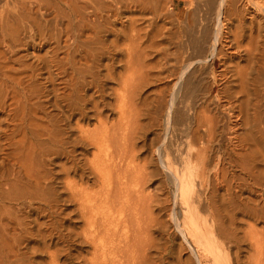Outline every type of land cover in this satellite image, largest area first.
<instances>
[{
  "label": "bare ground",
  "instance_id": "6f19581e",
  "mask_svg": "<svg viewBox=\"0 0 264 264\" xmlns=\"http://www.w3.org/2000/svg\"><path fill=\"white\" fill-rule=\"evenodd\" d=\"M138 1L140 0L135 3ZM125 2L124 4L127 3ZM141 2L144 0L139 4ZM68 4L67 29L72 27L73 30L76 26L72 23L79 17V8L75 2ZM126 8L129 7L126 5ZM247 11L249 9L245 13L239 11L232 0L226 4L221 1L218 20L224 26L235 21V29L218 28L220 31L213 34L214 43L208 52L203 47L204 43L201 44L198 36L195 37L194 34V40L179 43L175 51H169V56H172L170 59L166 51L163 52L167 48L162 45V33L159 32L155 46L159 69L154 77L159 84L151 92V100L142 97L143 89L149 84V81H145L147 76L134 79L136 83L132 91L140 100V115L150 119L149 124L143 126L142 122L138 124V119L133 122L129 118L128 122H133L127 124L128 127L133 124L129 130L122 129L125 125L121 127V124H117L118 129L124 132L121 136L115 130L116 125L109 128L103 120L99 121V127L91 134L78 137L72 135L74 124L78 126L80 120L89 119L93 113L99 118L101 108L108 106L104 103V68L99 55L103 54L102 46L96 50L87 49L79 55L66 51L60 53V50L51 51L48 57L27 64L23 57H18L17 52L20 49L16 50L18 45L23 48L27 46L20 41V29L16 26L13 30L11 25L9 27L12 31L4 26L8 33L6 30L2 32L4 27L1 23L0 264H32L30 254L45 251L48 239L52 241L56 238L59 242H68L65 237L67 235L63 234L64 217L61 218L62 210L64 211L60 206L62 193H68L71 199L78 202L80 217L89 226L85 231L87 228L91 229L89 233H83L88 238L87 242L94 245L95 264L153 262L149 258V250L154 247L152 240L149 239L148 244V239L144 238L147 244L143 245L145 242L139 238L140 235L132 238L127 234L130 227L142 231L140 210L134 208L129 213L122 207L117 211L120 213L119 217L110 220L111 215L107 213L109 211H102L93 195L78 190L76 184L69 181L72 175L79 176L80 182L84 181L85 170L97 176L103 186L108 188L107 196L114 193L119 203L123 198L124 203L130 201L129 194L123 192L124 185H129L128 179L133 180L135 186L143 185L162 170L169 175L185 209V227L181 229V234L189 233L192 243L204 254L212 256L214 264H230L229 254L228 257L223 256L221 244H230L239 252L245 242L240 237V227L251 221L256 224L264 223V170H260L261 163H264V21L251 17L250 26L246 25L245 17L250 14ZM251 16L254 15L251 13ZM27 18L25 13L18 15V19L23 22ZM173 36L179 42L184 37L177 33ZM3 45L7 47L6 52L1 50ZM196 48L199 50V57L188 55L189 51L197 52ZM165 60L170 66L169 69H164L162 62ZM218 61L221 70L214 72ZM201 65L200 69H205L213 76V83L206 86L205 95L202 94L199 82L193 80L197 72L192 77L198 69L196 66ZM107 70L110 71L111 66ZM188 73L190 76H187ZM142 77H145L144 80ZM110 79H113L112 76ZM143 81L147 83L144 84ZM164 81L168 83L167 86ZM217 85L223 97L222 102L215 105L209 95H212ZM125 111L120 109L121 122ZM163 119L166 125L165 136L157 140L155 145L159 166L150 158V161L147 159L144 165L141 164L143 170L139 167L140 171L137 172L136 166L139 164L133 163L135 167H132V161H127L130 159H127L129 152L131 157L135 153L134 149L129 150L134 142L131 144L132 141L129 140L132 139L128 136L133 137L141 132L143 134L150 125L153 128L159 127L158 123L163 122ZM87 140L96 147L97 154H94L93 161L87 165L83 162V166L79 167L75 161L76 149ZM108 148H111L110 152H107ZM62 159L67 162L63 163ZM130 160L135 161V158ZM124 166L135 171L122 170ZM150 166H154L153 171L148 168ZM228 166L237 169L242 175L230 172ZM115 173L118 183L112 180ZM219 191L222 192L220 196ZM142 193L143 191L138 192ZM130 195L133 196L132 193ZM107 196L106 203H110ZM150 196L147 194L148 198ZM103 197L105 198L104 195ZM137 197L140 200L138 202H146V196ZM201 212L206 214L203 215L204 218L200 217ZM44 217L47 220L43 221ZM100 224L103 229L99 227ZM252 228L254 232L251 229L246 233L256 250V257L252 259L254 264H264V246L261 244L264 231L263 234L260 233V241L255 227ZM106 236L112 242L108 243ZM115 239L116 242L113 241ZM219 240L224 243L220 244ZM59 253L58 250L51 256V264H57Z\"/></svg>",
  "mask_w": 264,
  "mask_h": 264
},
{
  "label": "rangeland",
  "instance_id": "374dc122",
  "mask_svg": "<svg viewBox=\"0 0 264 264\" xmlns=\"http://www.w3.org/2000/svg\"><path fill=\"white\" fill-rule=\"evenodd\" d=\"M120 1L122 2V0ZM120 1L119 0H0V31L4 26L9 30L16 29L15 28L16 26L20 29V36H21L20 41L26 44L27 46L23 48L22 45H18L16 50L20 49L17 52L19 54L18 57H23L24 58V59L22 58L23 61L24 62L26 61L27 64L36 63L37 59L44 58L45 56L48 57L47 55L51 51L60 50V53L66 51V52H71L72 54L75 55H79L80 52H83L87 49L96 50L99 49L100 46L103 47V54L101 53L99 55H101V63L104 68L102 70L105 79V81L102 82L105 89L104 103L108 104V106L107 107L104 106V108H101L102 110H101V114L99 115V118L97 115L93 113L89 119L87 118L85 120H80L81 122L79 123L78 126L74 124L75 122L74 120L73 127L75 128V130L73 131L72 134L74 137H78L80 135L84 136L86 134L88 135L93 133L95 129L99 127V121L102 122V120L108 124L107 126L109 128H111L112 125H116L117 129L115 128V130L119 136H121V134L124 133L122 132V130L118 129L119 128L118 125L120 124L121 127L125 125L124 127H122V129L126 128L128 130L129 128H131V125L133 124H131L129 127L128 125L130 123H133L134 122L133 120L135 119L139 120L138 124L142 122L141 125L143 124V126L149 124L148 122L150 121V119H148L144 115H142L143 117L140 115V113L142 112L139 111V109L142 106L138 103L140 102V100L136 97L135 94L133 95L134 92L132 91H133V86L136 83L135 80H138L139 77L143 75L145 77L146 76L148 77V78L144 77L145 81L147 82L149 81L148 82L149 84L146 85V87L143 89L142 92L143 98L146 97L150 99L151 92H154L157 88V85L159 84V82L158 83L155 82L156 78H154L158 73L157 69H159L158 63H156L158 62L157 61L158 53L156 54L157 48L155 47L156 42L158 40L156 36L158 35L159 32L162 33V38H161L163 43L162 45L164 46V48L165 47L167 48L164 49L163 52L166 51L165 53H167V57L168 58L171 57L170 59H172V56L171 55L169 56V54L172 51L176 50V47L179 43H187L186 41L191 42L192 39L194 40L193 38L194 34L195 37L198 36L197 38L201 44L204 43L203 47L208 52L214 43V39H213L214 35H216L218 31H220L218 30V28L221 30H226L225 28L231 27L233 30L235 29V25H236V22L233 21L234 23L232 22V24L230 25L227 23V25L224 26L223 23H221L218 20L221 1H223V3L226 4V3H231V0H226V1L225 0H144L143 2L144 4L142 2L141 4H139V2L142 0L136 3H135L136 0L134 1L128 0L129 4L127 0H125L127 3L123 0L121 4ZM232 1L236 4V7L238 8L239 11L244 12L245 10L249 9V11L247 12H249L250 14L246 15L245 17L246 25L250 26L251 17L255 18V20H261L262 22L264 21V6H263L264 0H253V1L232 0ZM71 2L72 3L75 2L79 8V17L78 19H74L73 21L74 23H72V25L76 26L75 27L76 30L74 28L72 30L71 29L72 27L71 28L69 27L71 30L67 29L68 28L67 24L69 23L68 20L69 18H67L68 10H69L68 3ZM124 2L126 4H124ZM131 2H134L135 4L133 3L134 4L133 5ZM102 5L104 6L102 7ZM126 5L129 8H126ZM130 5L133 6L131 7ZM138 5L139 7H137ZM255 5H257L258 7ZM21 13H25V15H27L28 17L27 20L24 22L18 19V15ZM251 13L254 16H251ZM1 23L3 24L2 28H1L2 26ZM11 25H13L12 29L10 28ZM5 27L2 30V32L6 30L5 32L8 33ZM67 32H69L68 35ZM176 33L177 35L180 34L184 36L180 39V42L177 37L173 36V34ZM98 43H101V45H98ZM27 48H29V50H27ZM168 48L170 50H168ZM196 49L198 53L193 49L194 51L192 53L191 51H189L188 53L190 54L188 55H191L194 58L199 57L200 56L199 50L198 48ZM1 50L6 52L7 51L6 45L1 46ZM165 62L167 63V60L162 62L163 66L165 65L164 69L167 68L169 69L170 66L168 65V63L166 66ZM110 66H111V70L108 71L107 68L110 69ZM197 67L199 69V70L197 69L199 72L196 70L192 77H194L195 73L197 72L193 80L194 81L196 80L197 83L199 82L200 88L202 89V94L205 95L207 87L213 83V76L208 72H206L205 69H200L202 65L200 67L196 66V68ZM220 70L221 68L218 61L216 63V69L214 70V72H218ZM189 73L187 76H190ZM111 76L113 79H110ZM144 78L142 77V80H144ZM145 81H143L144 84L147 83ZM166 83L167 82L164 81L165 86L168 85V83L167 84ZM201 85L202 86L204 85L205 88L202 87ZM220 93H221L220 87L217 85L214 88L212 95L211 96L209 95V97L212 99L215 105L222 102L221 98L223 96L221 95L222 93L221 94ZM122 99H124L123 100L124 102L122 101ZM121 103H124L122 104L123 106L121 105ZM119 108L123 109V111L126 110L124 112L122 122L121 120H119L121 119L120 118L121 112ZM128 108L129 110H127ZM129 112L131 115H133L132 118L131 115H129ZM129 118L133 122L129 120L130 122L129 123L128 122ZM158 124L160 125L159 127L154 126L155 128H153L151 127V125L150 127H147L148 130L146 128L147 130L145 131L146 133L143 132L142 134L141 132L138 133L139 135L131 134V136L134 135L136 138H134V136L133 137L128 136L129 139H132L129 140L132 141L131 144L134 142L133 145L130 144L131 146L129 145L128 142V145L130 146L129 150L132 151L134 149L133 151H135V153L132 152V154L134 153L133 155L131 154L133 157L132 158L130 156L131 152H129L127 159L135 158V161L130 159L127 161H132L131 164L132 167H135L134 164L135 165L139 164V166L137 165L138 167L136 166L137 172H139L140 169L143 170L142 167L145 163V160L148 159L150 161V158L151 160H153L152 162L155 165H157V167L159 166L155 145L158 142L157 140H160L163 138V136H165V132H166L165 120L163 119V122L160 121ZM78 127L80 128L79 129L80 131L77 129ZM87 141L85 142V144H79L76 149L77 152L75 154L76 156L75 161L76 163H78L79 167L83 166V162L84 165H87V163L93 161L95 156L94 154H97L96 147L91 145V141L90 143L89 140ZM110 151L111 148H108L107 152ZM62 162L66 163L67 160L62 159ZM142 163L143 165H141ZM261 166H260L261 167L260 170L261 169L264 170V163H261ZM139 167L141 168L139 169ZM130 168L131 167L124 166L122 170L129 169L132 172L135 171L132 168L131 169ZM148 168L151 171L152 169H154V166H150ZM148 168L147 171L149 170ZM229 169L230 172H234V174L236 175L237 174L240 176L242 175L241 172L238 171L237 169L235 170L234 168L232 169L230 167ZM84 172H85L84 181L81 180L80 182L79 176L74 177L73 175L69 177L71 178L69 179V181L75 183L78 190L79 189L84 190L87 193L93 195L95 197L94 199L95 200L97 199L96 201H98L97 205L101 206V210L109 211L107 213L111 215L110 220L111 219L113 220L114 217L115 218L119 217L120 213L118 212L122 207L126 208L125 210L129 211V213H131L134 210V208L137 209L138 211L140 210L142 214L141 216L142 220H140L142 231L139 232L137 231L136 228L130 227L128 229L129 231L127 234L132 238L134 235L137 236L140 235L139 238L142 239V241L145 242V239L146 240L148 239V244L152 240L151 242L152 244L154 243L153 244L154 247H152L149 250L150 253L149 258H151L150 260L153 261L151 264H214L212 256L204 254L198 248V246L192 243V241L189 238V233H185L183 235L181 234V229L185 227L184 226L185 209L182 203L180 202L178 195L176 194L177 190L175 186L172 184V182H170L169 175L164 173L162 170L159 175L150 178V180L147 183H143V185L135 186V184H133L132 182L133 180L128 179L129 185H131V187L129 185H124L125 187L122 186L123 188H125V189L122 188L124 194L126 195L129 194L130 196L131 202L129 201L128 203L122 202L125 200L124 198L121 199L120 201L121 203L117 202L116 198L114 197L115 195L114 193L110 197L107 196L108 188L107 187L105 188L103 186V183L99 181V179H97V176H93L88 170L87 171L85 170ZM115 174H113L114 179L112 178V180L117 182L118 181V179H116L117 173ZM166 177L169 179H167ZM100 183L101 185H99ZM139 191H143V193L138 194ZM93 192H96V194ZM131 193L133 194V196L130 195ZM221 193L222 192L219 191L218 195ZM101 194H103L105 198ZM147 194H150L151 195L150 197L153 199H151L150 197L148 198ZM138 195L146 196L147 198L146 202L145 201L138 202L140 201L139 198L137 197ZM106 196L109 197L110 203H106L107 202ZM66 198L67 200H65L66 201L65 202L63 199ZM61 199L62 200L60 201V206L61 208L64 209V211L62 210L63 213L61 214V218L64 217V221H63L64 223L62 225H64L65 228L64 232L66 233L63 234L69 236V237L65 236L68 242L62 243L59 242L56 238H53L52 241L51 239H48L47 241L49 243L47 242L45 246L47 249L45 251H42L34 255L30 254L31 259L30 257L29 259L32 261V264H51L53 259V257L51 256L55 255L56 251L58 252L59 250L60 251L59 257L56 258L57 264H95L94 254H93L95 253L94 245L87 242L88 238L86 236L87 232L89 233L91 229L88 230L89 226L86 223L84 224L85 222L84 219L80 217V211L78 210L79 208L78 202L71 199L68 193L65 194L62 193ZM68 199L72 201L70 202L68 201ZM63 203L64 206H62ZM135 204L137 205L135 206ZM137 207L140 209H138ZM204 214L205 213L201 212L200 217L202 218ZM45 220H47V218L44 217L43 221ZM181 222L183 223V225ZM250 225L252 227H255V231H256L255 233L258 232L257 236L258 238H261L260 241L262 240L261 234H263L264 231V223L256 224L253 221L248 222V224L240 227L241 230L240 237L246 243L243 242L241 246V250L239 252L236 250L234 246L230 244H225L226 246L224 244L222 245L221 244L222 241L219 240L222 246V252L224 253L223 256L226 255L228 257L229 254L228 260L230 258L229 260L230 264H251V263L254 264V260L252 258L256 257L255 256L256 253H254L256 252V250L253 247L254 246L253 242L251 240H248L249 238L246 237V233H248L249 230L253 229L252 227H249ZM86 227L88 228L85 231ZM99 227H101V224L99 225ZM101 228L103 229V227ZM101 228H99V230ZM83 231H85L86 234L85 232L83 233ZM251 231L254 232V229ZM83 234H85L86 237ZM106 237L108 243H110V241L112 242L111 238L110 239L108 238L109 236ZM126 237L127 235L124 236V239ZM128 239H130V237ZM113 241L116 242V239ZM145 244H147V242L143 243V245ZM261 244L264 246V238ZM224 246H225V250H224ZM252 254L254 255L252 256Z\"/></svg>",
  "mask_w": 264,
  "mask_h": 264
}]
</instances>
